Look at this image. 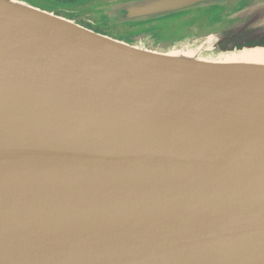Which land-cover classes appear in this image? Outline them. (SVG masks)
Wrapping results in <instances>:
<instances>
[{
    "label": "water",
    "instance_id": "obj_1",
    "mask_svg": "<svg viewBox=\"0 0 264 264\" xmlns=\"http://www.w3.org/2000/svg\"><path fill=\"white\" fill-rule=\"evenodd\" d=\"M228 1L121 0L109 22ZM255 48L264 0L170 47ZM0 264H264V64L0 0Z\"/></svg>",
    "mask_w": 264,
    "mask_h": 264
},
{
    "label": "flooded vegetation",
    "instance_id": "obj_2",
    "mask_svg": "<svg viewBox=\"0 0 264 264\" xmlns=\"http://www.w3.org/2000/svg\"><path fill=\"white\" fill-rule=\"evenodd\" d=\"M246 1L247 0H229L228 3L232 2V4H235L228 8L224 7V5L208 10L190 11L161 20L150 21L148 23L118 24L113 27L124 28L126 30L117 33L114 39L118 41L124 40L129 43L133 38L138 37V42H140L145 49H155L156 51L163 52L167 48L169 50L170 47L180 40L187 39L191 43L192 40H189L186 36L193 33L191 29L194 26L206 29L210 28V31L218 29L228 20L229 16ZM26 2L35 8L53 13L62 18L68 17V15L72 13L75 15L89 14L98 4H105L104 0H26ZM175 20L178 21L174 23ZM92 24L93 23L87 22L84 28L90 30L91 27H93ZM106 28L108 29L111 27L108 26ZM185 29H188L189 32L183 35ZM93 32L111 38L108 34L100 33L98 30H93Z\"/></svg>",
    "mask_w": 264,
    "mask_h": 264
},
{
    "label": "rangeland",
    "instance_id": "obj_3",
    "mask_svg": "<svg viewBox=\"0 0 264 264\" xmlns=\"http://www.w3.org/2000/svg\"><path fill=\"white\" fill-rule=\"evenodd\" d=\"M17 1H20V2H23V3H27L26 0H17ZM105 1V4L104 5H101V4H98L97 6H95L93 9H92V12L89 13V14H78V15H75V14H71V15H68V17H64L68 20H71V21H74L75 23L79 24L80 26H83L85 27L84 25L89 22V23H93V27H91L90 30H98L100 33H103V34H108L111 38H116V35L117 33L121 32V31H124L126 29L124 28H115L113 26H117L118 24H113L111 22H109V19H110V10H112L118 3L119 1L121 0H104ZM28 4V3H27ZM235 4V3H234ZM232 2H229L227 3L224 7L228 8L232 5ZM76 11V10H75ZM73 11V12H75ZM178 20H175L174 23H176ZM110 26L111 28H106ZM192 32L193 33H190L188 34L186 37L189 39V40H196L197 38L200 39V37H203L204 35L208 34L209 31H210V28L206 29V28H199L197 26H194L192 27ZM185 37V38H186ZM139 38L136 37V38H133L129 43L125 42L124 40H121L122 42H125L129 45H132V46H136V47H140V48H143L145 49L141 44L140 42H138ZM197 46V44H196ZM146 50L148 51H154V52H159V51H156L155 49H148L146 48ZM168 51V48L165 49V51L163 52H159V53H164V52H167ZM215 53H219L218 50H215Z\"/></svg>",
    "mask_w": 264,
    "mask_h": 264
},
{
    "label": "bare ground",
    "instance_id": "obj_4",
    "mask_svg": "<svg viewBox=\"0 0 264 264\" xmlns=\"http://www.w3.org/2000/svg\"><path fill=\"white\" fill-rule=\"evenodd\" d=\"M171 49L167 52L169 55H180L198 61H206L212 63H262L264 64V48L244 49L241 51L227 53H206L195 52L193 50L183 52V54L173 53Z\"/></svg>",
    "mask_w": 264,
    "mask_h": 264
},
{
    "label": "trees",
    "instance_id": "obj_5",
    "mask_svg": "<svg viewBox=\"0 0 264 264\" xmlns=\"http://www.w3.org/2000/svg\"><path fill=\"white\" fill-rule=\"evenodd\" d=\"M70 1V0H69ZM150 22V21H149ZM148 23V22H147ZM131 24H137V23H131ZM189 30L188 29H185L184 32H183V35L185 34H188Z\"/></svg>",
    "mask_w": 264,
    "mask_h": 264
}]
</instances>
